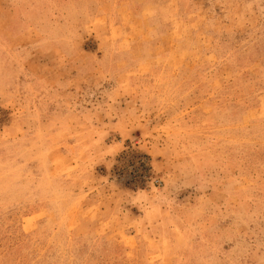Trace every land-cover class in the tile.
I'll use <instances>...</instances> for the list:
<instances>
[{
    "label": "rangeland",
    "instance_id": "obj_1",
    "mask_svg": "<svg viewBox=\"0 0 264 264\" xmlns=\"http://www.w3.org/2000/svg\"><path fill=\"white\" fill-rule=\"evenodd\" d=\"M0 264H264V0H0Z\"/></svg>",
    "mask_w": 264,
    "mask_h": 264
}]
</instances>
